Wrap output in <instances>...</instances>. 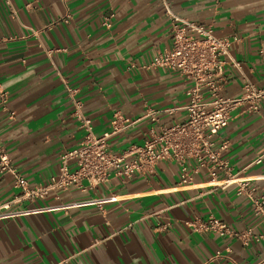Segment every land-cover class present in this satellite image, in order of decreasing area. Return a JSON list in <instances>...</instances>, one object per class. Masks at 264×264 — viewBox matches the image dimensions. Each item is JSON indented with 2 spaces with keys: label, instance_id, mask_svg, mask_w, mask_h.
<instances>
[{
  "label": "crops",
  "instance_id": "obj_1",
  "mask_svg": "<svg viewBox=\"0 0 264 264\" xmlns=\"http://www.w3.org/2000/svg\"><path fill=\"white\" fill-rule=\"evenodd\" d=\"M174 17L237 37L230 55L241 69L224 65L223 95L238 97L245 80L264 86V0H0V147L15 169L0 172V264H264V218L237 183L218 185L222 171L212 180L201 167L182 186L164 159L125 181L112 174L20 198L15 175L45 183L80 145L72 98L95 135L115 113L132 121L107 140L118 154L185 118L189 80L149 66L169 46ZM211 141L214 150L225 142L231 172L264 194V100L258 112L235 108ZM209 216L251 234L195 230Z\"/></svg>",
  "mask_w": 264,
  "mask_h": 264
},
{
  "label": "built area",
  "instance_id": "obj_2",
  "mask_svg": "<svg viewBox=\"0 0 264 264\" xmlns=\"http://www.w3.org/2000/svg\"><path fill=\"white\" fill-rule=\"evenodd\" d=\"M236 40L235 36H216L210 25L174 17L169 46L158 50L149 66L178 72L189 80L185 118L162 126L158 133L146 138L142 144L132 145L118 154L109 149L107 140L132 121L115 113L111 129L95 135L91 120L81 113L80 102L72 98V115L80 121L84 130L80 145L61 153L57 175L51 176L45 183L30 187L24 177L15 175V184L22 189L20 198H43L56 190L84 188L83 180L93 186L108 181L112 174L125 181L135 172L149 169L159 160L171 159L180 169L179 185H190L192 173L198 172L201 167L207 169L212 180L216 179L218 171H222L225 176L218 185L237 183L239 192H248L253 212L260 213L264 218V194H252L247 189L249 180L237 178L228 162L220 156L226 143L219 149L211 148L212 137L228 124L235 108L258 112L264 100V86H255L247 80L238 97L222 94L224 65L231 63L238 70L241 69L240 63L230 55L231 44ZM67 90L74 91L70 88ZM128 156H132V159L126 160ZM189 160L195 161L191 169L188 167ZM6 170L15 172L10 167L7 153L0 147V172ZM192 225L197 231L235 236L245 241L251 234L250 229L236 231L213 216Z\"/></svg>",
  "mask_w": 264,
  "mask_h": 264
}]
</instances>
